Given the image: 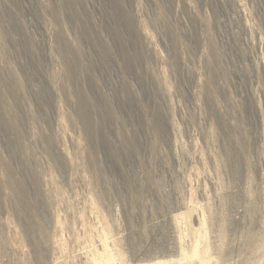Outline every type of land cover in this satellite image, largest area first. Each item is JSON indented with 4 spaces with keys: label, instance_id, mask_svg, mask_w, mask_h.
I'll use <instances>...</instances> for the list:
<instances>
[{
    "label": "rangeland",
    "instance_id": "obj_1",
    "mask_svg": "<svg viewBox=\"0 0 264 264\" xmlns=\"http://www.w3.org/2000/svg\"><path fill=\"white\" fill-rule=\"evenodd\" d=\"M0 264H264V0H0Z\"/></svg>",
    "mask_w": 264,
    "mask_h": 264
}]
</instances>
